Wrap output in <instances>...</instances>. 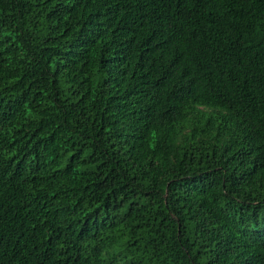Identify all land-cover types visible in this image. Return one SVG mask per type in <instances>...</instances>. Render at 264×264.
<instances>
[{
    "label": "trees",
    "instance_id": "obj_1",
    "mask_svg": "<svg viewBox=\"0 0 264 264\" xmlns=\"http://www.w3.org/2000/svg\"><path fill=\"white\" fill-rule=\"evenodd\" d=\"M0 264H264V0H0Z\"/></svg>",
    "mask_w": 264,
    "mask_h": 264
}]
</instances>
